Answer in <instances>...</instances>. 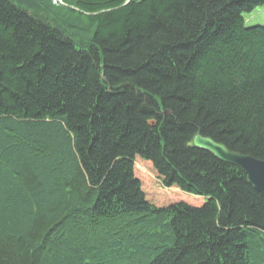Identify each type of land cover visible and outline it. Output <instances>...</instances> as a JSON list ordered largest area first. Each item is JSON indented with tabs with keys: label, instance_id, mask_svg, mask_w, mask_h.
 <instances>
[{
	"label": "trees",
	"instance_id": "1",
	"mask_svg": "<svg viewBox=\"0 0 264 264\" xmlns=\"http://www.w3.org/2000/svg\"><path fill=\"white\" fill-rule=\"evenodd\" d=\"M264 0H0V264H264Z\"/></svg>",
	"mask_w": 264,
	"mask_h": 264
},
{
	"label": "water",
	"instance_id": "2",
	"mask_svg": "<svg viewBox=\"0 0 264 264\" xmlns=\"http://www.w3.org/2000/svg\"><path fill=\"white\" fill-rule=\"evenodd\" d=\"M192 145L209 152L223 163L240 168L252 188L264 196V160L230 151L209 137L202 136L199 132L193 136Z\"/></svg>",
	"mask_w": 264,
	"mask_h": 264
},
{
	"label": "rangeland",
	"instance_id": "3",
	"mask_svg": "<svg viewBox=\"0 0 264 264\" xmlns=\"http://www.w3.org/2000/svg\"><path fill=\"white\" fill-rule=\"evenodd\" d=\"M244 23L245 25H255L259 24L264 26V6L256 7L254 10H252L249 13L243 14Z\"/></svg>",
	"mask_w": 264,
	"mask_h": 264
},
{
	"label": "built area",
	"instance_id": "4",
	"mask_svg": "<svg viewBox=\"0 0 264 264\" xmlns=\"http://www.w3.org/2000/svg\"><path fill=\"white\" fill-rule=\"evenodd\" d=\"M56 0H54V2H55Z\"/></svg>",
	"mask_w": 264,
	"mask_h": 264
}]
</instances>
